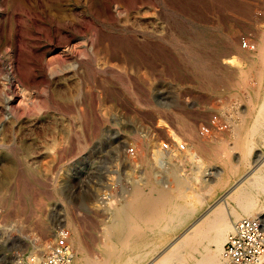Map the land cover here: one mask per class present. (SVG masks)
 <instances>
[{
	"label": "rangeland",
	"instance_id": "374dc122",
	"mask_svg": "<svg viewBox=\"0 0 264 264\" xmlns=\"http://www.w3.org/2000/svg\"><path fill=\"white\" fill-rule=\"evenodd\" d=\"M263 8L264 0H0V264L45 256L61 232L82 264L108 261V228L124 202L134 203L136 186L195 194L203 185L195 213L137 262L150 264L222 202L259 164L255 154L264 156L256 137L247 166L213 184V171L238 161L264 64L243 49L238 66L222 60L219 36L256 40ZM203 58L221 78L211 85ZM238 207L229 198L227 210ZM255 212L264 216L263 207Z\"/></svg>",
	"mask_w": 264,
	"mask_h": 264
},
{
	"label": "bare ground",
	"instance_id": "6f19581e",
	"mask_svg": "<svg viewBox=\"0 0 264 264\" xmlns=\"http://www.w3.org/2000/svg\"><path fill=\"white\" fill-rule=\"evenodd\" d=\"M262 12H263V10H262ZM261 23H263V22H261ZM218 24H219V22H218ZM213 26H216V25H213ZM213 28H215V27H213ZM256 29H255V31H256ZM227 30H231V29L229 28ZM197 33H199V32H197ZM255 33L257 34L258 32H255ZM171 35H173V34H171ZM173 37H174V35H173ZM219 37H220V40H222V42L220 41L221 43L219 45L220 48L218 50L217 56L221 57L222 60L223 59L225 60V58H226L227 60H229L230 63L238 66L239 64H241L240 63L241 61L238 58V52L240 55H242V54L244 55L245 51L241 50V49H243V50L250 52V53L245 52V54L251 55V57L249 59L254 60V61L258 60L259 62H261V64H264V32L262 34H259L256 40L254 39V40H250V41L245 36H243L241 38L239 36L238 40H237L238 45L233 43L232 33H230V32L225 33ZM212 38H214V37H212ZM199 39H202V38H198V40ZM243 41H245L244 46L242 45ZM169 43H171V42H169ZM174 43H175V41H174ZM178 43H180V42H178ZM210 43H211V40H210ZM215 43H213V44H215ZM175 44H177V43H175ZM198 44H195V45H198ZM202 44L204 45L203 42H202ZM181 45L183 46V43ZM235 45H236V47H235ZM211 46H213V45H211ZM173 48H174V46H173ZM207 48H209V47H207ZM189 50H192V49L189 48ZM207 50H209V49H207ZM188 53H191V52L188 51ZM208 54H209V52H208ZM214 54H216V53H214ZM222 57H224V58H222ZM199 61H203L202 62L203 63V78H205L206 81H209L208 84L211 83L210 81H217L218 79H221L217 74L214 75L212 73V70H211V67H213V64L211 63L212 60H210L208 58H205V59L203 58V60L200 59ZM189 62H188L189 65L194 64V63L190 64ZM191 62H195V61H191ZM257 66H259V64ZM198 68H199V71L200 70L202 71L201 67L198 66ZM198 68H196V69H198ZM193 70H195V69H193ZM231 72H233V71H231ZM242 72H241V74H242ZM248 73H250V71ZM244 77H245V75H244ZM197 78H199V77H197ZM238 78H239V75H238ZM242 78H243V76H242ZM263 78H264L263 76L260 78V80H261L260 85H261L262 91L256 92V93L254 92L255 98H252V104L250 107L251 108V112H250L251 116L249 117L250 119L248 117L242 118V121L243 120L244 121L250 120V122L247 124L248 126H246L244 134H242V135L240 134L241 140L240 141L238 140L239 141V148L241 149L240 156L237 159L238 161H237L236 165H234V163L231 164L229 162H226L224 170L219 169V170L212 172L218 178V183H213L216 186L217 185L220 186L221 183H223V184L226 183L225 181L229 177H231L232 175L237 173V168H241V167L245 168V166H247V163L249 162V153L251 152V149L253 148V146L256 142L255 141L256 137H259V138L264 140V79ZM246 79L247 78L245 77V80ZM251 80H252V78H251ZM245 83L246 82L244 81V84ZM250 83H251V81H250ZM205 85H207V82ZM257 85H258V82H257ZM222 87H224V86H222ZM218 88H220V87H218ZM243 88H242V90H243ZM214 90H216V89H214ZM226 91H227V89H226ZM229 93H231V92H229ZM232 96H233V94H232ZM234 98H236V97H234ZM245 100H247V97ZM249 102H250V100H249ZM235 132L236 131H234V133ZM177 138H179V137H177ZM177 140H180V139H177ZM260 144H262V143H260ZM190 146H191L190 144L186 143L184 149H185V152L188 155V157L193 159L195 154L191 151ZM158 154L159 153L157 152L156 155H158ZM221 154H223V153H221ZM255 162H259V164L258 165L256 164L255 165L256 167H253L252 170L250 169L251 171L247 175H245V177L243 179L238 181L227 193L224 194V196L222 197V202L216 203L213 206V208L211 209V211L210 212L208 211V213L205 214L204 216H203V213L201 214L200 217L198 216L199 218H197L193 223L191 222L192 224L189 225L185 230H183L182 233H180L179 235L177 234L178 237H176V239L175 238L171 239L173 241L170 242L164 249H162L161 251L157 250L159 253L155 257V259L153 258L154 259L153 263L151 262L152 260L150 261V264H224V259H223V254H222L223 245L227 239L229 232L232 230L234 223L238 219H240L241 217H248V216L264 217L263 213L255 212V209H258L259 207L264 208V156L261 154L258 155V153L255 154L251 163L254 164ZM133 167H134V165H133ZM195 168L199 169V164L197 166H195ZM194 171H197V174H200V172H199L200 169L194 170ZM11 173H13V172H11ZM207 173H210V171ZM195 177L197 179V176H195ZM181 178H183V177H181ZM181 178H179V179L181 180ZM199 178H200V176H199ZM21 180H22V178H21ZM185 180H187V178H185ZM150 181H151V178H150ZM183 182H185V181H183ZM176 183H177V181H176ZM187 183H188V180H187ZM181 184L183 185V183H181ZM179 185H180V183L178 184V186ZM179 188H180V186L176 187L177 190L176 189H173V190L167 189L166 190V189H163L160 187H158V188L155 187L151 182L150 186L148 187L149 190L148 191L146 190L147 192H142L143 190L142 191L138 190L140 188L137 189V186H136V189H134V192H133L134 203H129L127 201L124 202V203H126L124 205L126 208H120L119 207L120 209H118L115 212V215H113L112 227L108 228V232L114 233V234L111 233L109 235L108 243H109V245L115 246V249H116V250L115 249L112 250V253L115 251L113 254L109 253L111 255H109V256L107 255L109 257V260H112V261L109 262V260L108 261L94 260L95 262L93 261L92 263H89V264H137V262H139L140 260L143 261L151 253H154V251L156 249H158L159 247H161V245L166 240V237H165L166 234H163V232H172L177 227L184 224L195 213L197 208L203 203V199H204L203 198V185H201V187H199V189L196 188L197 190H193L196 195L185 193V190H187L189 187L186 188L185 190H181ZM208 191H210V190H208ZM228 194L230 195V197ZM259 194L263 195V204H261L260 206L257 204ZM226 195H228V197H225ZM196 196H198V197H196ZM146 197H148V199L145 202L143 200L146 199ZM229 198L230 199L232 198L236 201L237 205L239 206L238 207L239 209H233L231 211L227 210V208L229 206ZM108 204H109V202H108ZM231 208H232V206H231ZM115 210H116V208H115ZM112 214H114V213H112ZM138 223H140L141 226L138 227L137 226ZM133 224H136V226L132 227ZM187 224H189V223H187ZM101 226H103V225H101ZM109 226L110 225H108V227ZM181 229H182V227H181ZM104 230L106 231V229H104ZM127 251L129 252V254ZM79 257H76V256L74 257V263L75 262L77 264L83 263ZM84 257H86V255ZM256 264H264V254H262V256L260 257L259 261Z\"/></svg>",
	"mask_w": 264,
	"mask_h": 264
},
{
	"label": "built area",
	"instance_id": "2783aa9c",
	"mask_svg": "<svg viewBox=\"0 0 264 264\" xmlns=\"http://www.w3.org/2000/svg\"><path fill=\"white\" fill-rule=\"evenodd\" d=\"M224 264H256L264 254V219L241 217L229 232L223 245ZM74 252L66 233L61 232L41 258L26 264H73Z\"/></svg>",
	"mask_w": 264,
	"mask_h": 264
}]
</instances>
